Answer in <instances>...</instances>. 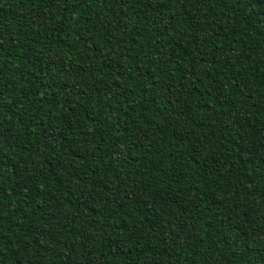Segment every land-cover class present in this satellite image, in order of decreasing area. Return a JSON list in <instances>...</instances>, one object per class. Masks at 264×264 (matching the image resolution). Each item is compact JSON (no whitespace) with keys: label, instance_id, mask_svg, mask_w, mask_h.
<instances>
[{"label":"trees","instance_id":"obj_1","mask_svg":"<svg viewBox=\"0 0 264 264\" xmlns=\"http://www.w3.org/2000/svg\"><path fill=\"white\" fill-rule=\"evenodd\" d=\"M0 264H264V0H0Z\"/></svg>","mask_w":264,"mask_h":264}]
</instances>
